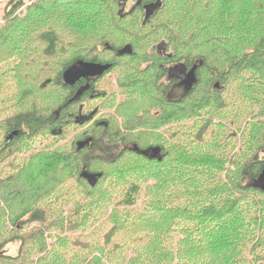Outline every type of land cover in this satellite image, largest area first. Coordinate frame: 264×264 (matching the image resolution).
I'll use <instances>...</instances> for the list:
<instances>
[{"label": "rangeland", "instance_id": "rangeland-1", "mask_svg": "<svg viewBox=\"0 0 264 264\" xmlns=\"http://www.w3.org/2000/svg\"><path fill=\"white\" fill-rule=\"evenodd\" d=\"M9 1L10 0H0V30L4 28L6 23L9 25L5 19L3 20L5 8ZM109 1L112 2L111 8L105 9V12L98 11V21L102 20L103 24L99 25L100 27H96V29L94 26H83L85 23L79 21L78 17H82L83 12H85L84 7L75 6L71 9H67L62 4L53 5L50 0H24V6L20 10H17L16 13V15L20 16V19L15 17V23L9 25L11 31L14 32L15 29V32H17L13 37L17 40V45L21 46L23 45L22 40H27L28 37L32 35L33 32L30 28L33 27V23H37L38 21L48 22L49 13H58L61 15L60 20H67L63 26L59 24L55 25V31L60 37V43H67L70 40L80 42L90 41V43H86L84 46L85 48L79 50V54L86 55L88 53L87 51L99 45L103 37H105L107 42L114 46L124 47L132 44L137 51V58L132 61L126 59L119 60L116 68L111 69L110 72L101 77L99 81H96L95 86L99 96L94 99H85L81 104H76L71 107V111L67 112V114L64 115L65 119L60 122L61 128L58 129L60 130L59 133L52 135L50 131H44L37 135V137L30 141L23 142L20 145L21 150L18 153L24 152V154L27 155L26 158L29 156L36 157V169L38 171L40 170L41 173L47 172L49 169L40 154L59 152L67 154L70 157H67L68 161L64 162L63 165H55V168H53L51 172L37 176V172L32 171V177H27L23 180V190L24 192H30L31 196L26 195L22 199H19L18 196L11 197L10 203L13 207H10L8 212L0 216V231H2L0 242H2L3 237H6V233L12 231L13 226L11 224L15 217L18 216L19 211L26 208L33 209L35 207L47 205V203L53 202L54 197L58 206L52 208L55 210L65 209L64 217L74 211L79 213L80 209L87 211V214L82 216V226L75 228L71 227L69 229L65 226V228L60 229L56 227L57 220H52L53 217L51 216L55 214H53V211H50L48 212V220L45 221L42 226H34V228L36 227L38 230H45V233L42 234L38 242V247H35L33 251L31 249L28 250L27 256L23 259V257L18 254L19 244L8 243L0 250V254L5 255L6 258H14L11 264H65V260H70V258L78 264H94L96 262L95 259H98L102 254H108L110 257L114 256L117 259H128L131 256H135L141 248L147 249V251H151L152 253L155 249L163 248L168 258V260L163 261V264H208L211 261L215 262L213 264H235V259L237 258L238 260L250 258L259 259L262 255L257 254V250L259 248L264 249V226H262L261 229H255L260 231L257 236L255 235V230L252 235L251 232H248L246 233L245 239H237L239 240L238 243L233 245H229V242L227 244L224 243L219 249L213 251V234L209 233L208 229H205L197 221L186 220V222L181 211H179L181 213L180 216L175 218V220L165 216V209L160 208L164 203H167L168 208L171 209L191 207L189 206V201L186 199L188 198L187 195L173 198V195L177 192V188L171 187L168 198L163 200L161 193L153 188L158 178L155 180L154 177L139 176L136 174L133 167L135 164L153 166L156 167V169L153 170L154 172L167 170L171 174L172 166L170 162L173 158V154H171L170 158H167L164 163L159 165L130 157L116 165L109 164V161L101 162L99 158L87 164L89 158L95 157L96 153H94V151L97 149L103 150L105 153L108 152V155H104L102 152L98 151L97 155L100 158H111L120 152L123 144L117 140H111L110 135L118 133L121 137H125L127 141L135 142L141 147L149 144H160L163 145L166 150L171 151L173 149L170 147L173 143L177 140L183 141L182 139L188 138L191 133H195L201 127V123L191 116L186 119L188 116H183L182 114L177 116L176 113L173 114L171 109L173 106L164 105L165 108L163 107V102L160 98L162 95L156 90L163 80L161 72L156 68L153 69V67H151L150 70L148 68V66H150V64H148L149 61L147 59H142L146 53L156 52L157 46H166V43L161 40L163 38L161 31L158 30L154 32V29L148 25L144 30H141L143 32L135 35L134 38H137L138 41L133 43L127 36L123 37L121 33H118L120 27H117L116 31L111 27V25L117 24V13L121 11L119 4H122L123 1ZM125 2L126 6L122 8V12L128 13L136 4V0ZM243 4L248 5V0H232V4L225 2L220 3L215 13L223 17L226 15H235L237 14V6ZM27 8L32 12L25 14ZM97 8L98 6H93L86 15L93 14V11ZM77 12L78 14L75 16L74 14ZM96 17L97 14L92 19ZM157 18L159 22H162L166 19V15L161 12L158 14ZM108 19L112 20L110 26H108L110 24L108 23ZM141 21L142 11L141 13L137 11L126 19V25L121 29L124 32H127L128 29L134 30L140 26ZM26 25H28V27L24 28L23 26ZM232 32L233 31L229 29H221L219 34L222 36H230ZM106 33L110 34L106 35ZM71 37L75 38L73 39ZM142 38L144 39L141 40ZM203 40V38H199L191 41L182 53L184 57H201V55L208 57L209 66L212 68L216 65L218 68L217 72L229 67L231 62L234 63L237 61L235 48L241 47L244 44L242 41L229 42V46L227 50L224 51V55L221 54L218 57L223 61L221 65L219 61L214 64V59L209 57L211 56L210 49L212 46L203 42ZM168 45L166 48H168ZM169 49V52H172V49ZM229 49H232L231 54H228ZM248 49H250L248 46L244 47V51ZM65 51V56H69L67 55L69 51L67 49ZM39 58L40 56L38 55L34 56L32 58L34 62L32 63L30 59L19 60L14 57L0 64V149L5 141L2 122L20 111L34 109L40 114L50 116L54 113L53 111L55 109L53 108L56 107L64 95V92L59 88L50 86L44 90L46 94L28 95L23 102L22 96L25 92V88H30V91L33 92L35 88H38V86H41L42 83L48 80L55 82L63 66L62 61L50 59L47 64L51 66L53 70L47 72V67L39 63L37 66L41 67L43 70L38 72V68L35 67V65L38 63ZM151 62L150 60V63ZM161 63L162 62L158 61L155 67H158ZM14 66H16V68H14ZM22 68L25 73L24 76L26 75L27 78L23 76V71L21 73ZM11 69H15V71ZM134 69L137 70V73H140V70L149 71L145 75L149 80H152L153 86H151L152 94L150 95V99L147 95H141L138 89H125L124 86H122L124 78L131 75ZM205 74H209V71L206 70ZM20 77L26 79L25 84H27V86L18 87V81H21ZM209 78L208 75H204L203 73L201 77L202 84L199 85L195 94L189 99V103L198 100L206 94L202 87L207 84L209 85ZM250 79L249 72L247 71H239L230 74L228 81L224 82L226 83V90L220 95H215L218 98L210 96V105H214L221 100L222 105L225 107L220 110V113L212 115L214 125L210 128L208 136L204 137V143L200 147H198V145L194 146V152H196L199 157H225V171L228 172L227 177L230 181L234 178H238L240 167L243 165L244 161L256 151L255 147L258 144V140L253 145L249 144V139L252 138L249 134V120L251 116L255 122L259 117L261 120L264 119L261 117L264 116V96H262L261 104L253 106L249 105V99H247V102H245L243 98L239 100L240 85L244 86ZM242 80L244 82H242ZM251 96L253 98L256 97L255 94ZM162 99L170 103L165 95H163ZM95 109H97V115L91 122L82 124V120H80L78 121L80 125L75 124V118L80 117V115L86 116ZM209 109L213 108L210 107ZM217 109H219V107H217ZM156 116H160L159 120L166 117L164 124L150 126V124L144 125L141 123H148L151 120L144 121V119ZM203 119L209 120L208 116ZM95 120L107 121L109 123L108 128H98L94 124ZM136 124L139 126L138 128H134ZM86 136H92L99 141L92 155L89 151L75 154V144ZM228 137H232V139L228 140ZM205 143H207V145H205ZM249 150H254V152L249 153ZM18 153L13 154L10 160L15 166L18 165V167H21L26 163L20 159L22 157L21 153ZM83 155H86L85 159H82ZM10 160H6L0 165V172L3 173L4 177L12 176L10 170L5 167L10 163ZM121 164H124L123 166H125V164H132L128 169H125L124 176L115 172V169ZM168 164L169 168L166 167ZM82 171H87L89 174L94 175L96 174L91 172L103 173L105 176L96 188L91 189L92 187L90 184L85 179L79 177ZM217 172L222 173V176L224 174L218 169ZM52 178L64 181V183L57 189L56 193L52 192V194L46 196L45 198L47 199H39L43 191L51 185ZM208 180V178H205L195 190H199V193L208 191L210 188L207 186L210 184L209 182L207 183ZM247 181H242V186H244ZM135 182L139 185V189H133L132 192H130L131 190L129 191L130 194L136 195L135 204L133 207L127 208L122 205L123 195L126 191L125 186ZM8 192L13 194V190L10 186L8 187ZM256 196L257 199L262 198L258 195ZM195 202L198 209L192 208H194V211H200L206 208L208 203L210 205L215 201H211L210 199L204 200L199 197ZM198 203H200V205H197ZM149 204L151 207L145 209ZM241 205L244 209L248 210L249 200L244 199ZM72 206L75 208L73 209ZM114 211H121L127 214L136 213L132 220L136 226L133 223H129L127 229L125 231L122 230L120 240L123 241V244L125 243L124 250H122L123 253L98 251L94 254L91 248L87 249L88 246L86 242L91 240L92 235H95L99 242L105 240L112 229L114 220L110 216ZM248 214L249 220L252 219L251 217L258 216V220L261 221L263 216V213L260 211L248 212ZM185 217L188 218L186 215ZM117 218L123 219L124 214L119 215ZM21 226H23V221L17 222L16 229L20 230ZM190 226L192 229L191 234ZM22 232L25 231L23 230ZM261 232H263L262 235ZM219 233L221 234L222 232ZM63 238L68 239L67 241L70 243L67 244L65 248H61L62 243L65 242L62 240ZM120 240H112L111 245L118 243ZM72 242H74V245ZM54 246L55 253L60 257L58 259L59 262L54 259L53 252L50 251ZM191 251H195L196 254H191ZM208 252L212 253L208 254ZM0 264L10 263L2 261ZM140 264H142V262Z\"/></svg>", "mask_w": 264, "mask_h": 264}, {"label": "trees", "instance_id": "trees-1", "mask_svg": "<svg viewBox=\"0 0 264 264\" xmlns=\"http://www.w3.org/2000/svg\"><path fill=\"white\" fill-rule=\"evenodd\" d=\"M50 1L53 5L62 4L67 9H71L75 6L84 7L86 13L83 12L82 17H78V19L79 21H83L85 23L83 26H94L95 29L96 27H100L99 25L103 24L102 20L98 21V11L105 12V9L111 8L112 3L109 0ZM122 1V4H119L121 11H118L117 13V24L111 25L112 20L108 19V23H110L108 26L111 25L112 29L115 31L117 27H120L118 33H121L123 37L127 36L133 43H136L138 39L134 38L135 35L143 32L141 30H144L148 25H150L154 29V32L158 30L161 31V35L163 36L161 40L166 43V46L169 42L168 48H166V54H168L169 57L174 59V61L185 63L190 68L189 70L196 67L195 77L197 82L193 85V88L185 96H183V100L181 99L182 101L177 103H169L165 100L163 101L162 97L165 95V92L159 87H157L156 90L162 95L160 98L163 102V107L164 105L173 106L171 107L173 114L176 113L177 116H180L181 114L183 116H188L186 119L191 116L193 119L201 123V127L195 133H191L188 138L182 139L183 141L177 140L173 143L170 147L173 149L171 151L166 150L163 145L160 144H149L141 147L135 142L127 141L125 137L123 138L117 133L115 135H110V139L121 142L123 146H121L120 152L114 157H98V151L102 152L104 155H108V152L105 153L100 149L94 151L99 141L92 136H86L75 144V154L89 151L92 155V152L94 151V153H96L95 157L89 158V160H87V164H89L90 161H96L99 158L101 162L109 161V164L111 165H116L117 163L119 164L121 161L129 159L128 157L159 165L164 163L166 159H169L171 154H173V158L170 162V165L172 166L171 174L167 170L154 172L153 170L156 169V167L141 164H135L133 169L139 176L154 177L155 180L158 178V181L154 184L153 188L161 193L163 200L168 198L171 187L177 188V192H174L175 194L173 195V198H179V196L187 195L188 198L186 199L189 201V206L191 207L171 209L168 208L167 203L161 205L160 208L165 209V216L169 219L173 218L175 220V218L180 216L181 213L179 211H181L184 215L185 221H197L205 229H208L209 233L213 234V251L219 249L224 243L227 244L229 242V245L236 244L239 241L237 240L238 238L245 239L246 233L251 232L252 235L255 229H261L262 226H264V192L252 186V184L264 172V119L261 120L259 117L255 122L251 116L249 120V134L252 138L249 139V144L253 145L258 140V144L255 147L256 151L244 161L243 165L240 167L238 178H234L231 181L227 177L228 172L225 171V157H199L198 154L194 152V146L198 145V147H200L204 143V137L208 136L210 128L214 125L212 115L220 113V110L225 107L222 105L221 100L214 105H210L209 98L210 96L218 98L215 95H220L226 90V83L224 82L228 81L230 74H234L239 71L249 72L251 79L244 86L240 85L239 87V100L243 98L245 102H247V99H249V105L251 106L261 104L262 96H264V0H248V5L243 4L237 6V14L226 15L224 17L216 15L215 12L217 6L218 4L224 2L232 4V0H139V4H136L128 13L122 12L123 3L127 0ZM154 5H158V7L154 11L153 15L145 21V7ZM23 6L24 0H10L6 5L3 20L5 19L9 25L14 24L15 17L20 19V16L16 15L17 10H20ZM93 6H98V8L93 11V14L86 15ZM137 11L140 13L142 11V21L140 26L134 30L128 29L127 32H124L121 28L125 27L126 19L131 17V15ZM31 12L32 11L27 8L25 14ZM161 12L165 13L166 19L159 22L157 17ZM77 14L78 12L74 15L77 16ZM96 14L97 17L92 19ZM60 18V14L52 12L48 14V22L38 21L37 23H33V27L30 28L33 32L32 35H30L27 40H22L23 45L21 46L17 45V40L13 37L14 34H17L14 28V32L11 31L9 25L6 23L4 28L0 30V64L9 61L14 57L19 60L30 59V62L33 63L34 60L32 58L38 55L40 58L38 63L35 65V67L38 68V72L43 70L41 67L37 66L39 63L47 67V72H51L53 69L47 64L50 59H57L63 62V66L58 73L56 81L54 82L48 80L42 83L41 86H38V88H35L33 92L30 91V88H25V92L22 96L23 102L28 95L46 94V91L44 90L50 86H55L64 92V95L59 103L53 108L55 109L53 111L54 113L50 116L40 114L34 109L20 111L6 121L2 122L5 141L0 149V165L6 160H10V157L13 154L18 153L21 150L20 145L23 142L30 141L44 131H50L52 135L59 133L60 130L58 129L61 128L60 122L65 119L64 115L71 111L70 108L76 104H81L83 100L90 98L88 90H92V83L90 85L89 82H87V84L82 83V85L76 84L72 87L65 86L63 84L62 74L72 63L82 60L102 65L108 64L110 65V69L105 73L107 74L111 69L118 66L119 60L126 59L132 61L137 58V51L132 44L130 45L132 48V54L130 56L125 55L118 57L117 51L121 49L122 46H114L110 44L107 42L105 37H103L99 45H96L92 50L90 49L87 51L88 53L86 55L79 54V50L85 48L84 46L86 43L88 44L90 41L80 42L70 40L67 43H60V37L55 31V25L59 24L63 26L67 21L66 19L60 20ZM23 27L27 28L28 25ZM221 29H229L233 32L230 36H222L219 34ZM109 34L110 33H106V35ZM71 38L74 39L75 37ZM199 38H203V42L212 46L210 49L211 56L209 57L214 59V64L219 61L221 65L223 64V61L218 57L221 54L224 55V51L227 50L229 42L242 41L244 44L241 47L235 48L237 61L234 63L231 62L229 67H226V69L223 70L219 69L220 72H217L218 68L216 65L212 68L209 66L207 60L208 57L203 55H201V57H184L182 52L186 49V46L189 45L191 41ZM143 39L144 38L141 40ZM245 46H248L250 49L244 51ZM169 48L172 49V52H169ZM66 49L69 51L67 52V55L69 56H65ZM232 49L228 50V54H231ZM157 54L158 53L155 52L146 53L142 59H147L149 61L148 64H150V60L152 61V59L161 58ZM155 66L156 64H153L154 68ZM151 67L152 66L150 64L148 68L151 70ZM14 68H16V66H14ZM11 70L15 71V69ZM206 70L209 71V74H205ZM22 71L23 68L21 69V73ZM140 71V73H137V70H132V74L124 78L122 86H124L125 89H138L141 95H147L150 99V95L152 94L151 86H153L152 80H149V78L145 75L149 71ZM203 73L204 75H208V77H210L209 85L207 84L202 87L204 89V93L206 94L198 100L189 103V99L195 94L199 85L202 84L201 77ZM24 74L25 73L23 71V76ZM105 74H103V76ZM24 77L27 78L26 75ZM24 77H20L22 82L17 80L19 82L18 87L27 86V84H25L26 79ZM242 82L244 81L242 80ZM252 94H255L256 97L253 98L251 96ZM210 107L213 109H209ZM217 107H219V109H217ZM96 115L97 109L93 110L86 116L80 115V117L75 118V124L80 125L78 122L80 120H82V124L91 122ZM206 116H208L209 120L203 119ZM159 117L160 116L144 119V121H151L148 123H141L144 125L150 124V126L164 124L166 117H163L161 120H159ZM261 117L264 118V116ZM99 123L106 124V127H102L103 129H107L109 126L107 121L95 120L94 122L95 126L98 128L100 127L98 125ZM138 127L139 126L137 124L134 126V128ZM14 133H16V135H13ZM88 139H91L89 144L85 145L81 149H78V145ZM230 139H232V137H228V140ZM205 145H207V143H205ZM152 150H157L156 157H151ZM251 152H254V150H249V153ZM20 153L22 155L20 159L25 161V165L18 167V165L15 166L14 163H11L10 160V163L5 167L10 170L12 176H7L8 178L4 177L3 173L0 172V216L8 212L10 207H13L10 203L12 196H18L19 199H22L26 195L31 196L30 192H24L22 183L25 178L32 177V171H36L37 176H41V174L51 172L53 168H55V165H63L64 162L68 161L67 157H70L67 154L59 152L40 154L49 169V171L41 173L40 170L38 171L36 169V157L29 156L26 158L27 155H25L24 152ZM85 157L86 155H83L82 159H85ZM123 165L124 164L118 166L115 169V172L123 175L125 169H128L132 164ZM166 167L169 168V164ZM217 169L222 171L225 175L223 174L222 176V173H218ZM91 173L100 175L97 179V183L91 188L94 189L100 184L105 175L103 173ZM205 178L209 179L207 183L209 182L210 184L207 185L206 183V185L210 188L206 192L199 193V190L195 189ZM242 181H247L244 186H242ZM63 183L64 181L52 178L51 185L43 191L39 199H47L45 198L46 196L52 194V192L56 193L57 189L62 186ZM9 186L13 190V194L8 192ZM133 189H139V185H137L136 182L125 186L126 191L123 195L122 205L127 208H131L135 204L136 195L129 193V191L131 190L130 192H132ZM148 190L150 191L149 188ZM256 195L262 198L257 199ZM199 197L204 200L210 199L215 202L210 205L208 203L206 208H204L205 210L201 209L200 211H194V208L198 209L195 201H197ZM244 199L249 200L248 210L244 209L241 205V202ZM197 205H200V203ZM55 206H58V203L54 197L53 202H49L47 205L35 207L33 209L26 208L19 211L18 216L15 217L11 224L13 226L12 231L6 233V237H3L2 242H0V250L8 243H18V254L24 259L27 256L28 250L31 249L33 251L35 247L39 246L38 242L40 241L42 234L45 233V230H38V228H34V226H42V224L48 220V212L50 211H53V214H55L51 217H53L52 220H57L56 227L60 229L65 228V226L67 229L82 226V216L87 214L86 210L80 209L79 213L74 211L64 217L66 210L62 207L61 210H55L52 208ZM150 207L151 206L149 204V206L145 207V209ZM72 208L74 209L75 207L72 206ZM257 211L263 213L261 221L258 220V216L251 217L252 219L249 220L248 212ZM121 214H124V218L118 219L117 217ZM135 214L136 213L127 214L121 211H114L110 216L114 220L110 233H108L103 242H99L98 238H96L95 235H92L91 240L86 242V245L88 246L87 249L91 248L94 254L98 251L123 253L122 250H124L125 243L123 244V241L120 240V235L122 230L125 231L127 229L129 223H133L136 226V224L132 221ZM185 215L188 218H186ZM19 221H23V226H21L20 230H17L16 224ZM23 230L26 233L22 232ZM219 232L222 233L220 234ZM259 232L260 231L255 230V235L257 236ZM263 232H261V235ZM191 233L192 229L190 226V234ZM1 234L2 231H0V235ZM114 239L120 241L116 244L112 243L113 245H111V242ZM62 240L65 242L62 243L61 248H65L67 244H70L67 241L68 239L63 238ZM72 244L74 245V242H72ZM129 244L134 247L131 243ZM54 249L55 246L50 251L53 252L52 254L54 259L59 262L58 259L60 257H58L55 253ZM212 252H208V254ZM191 254L195 255L196 252L191 251ZM257 254H261L262 257L259 259L250 258L245 260H238L237 258L235 259V264H264V249L259 248L257 250ZM13 260L14 258H6L5 255L0 254V263H2V261H7L11 264ZM164 260H168V258L163 248L155 249L153 250V253L151 251H147V249L145 250L141 248L135 256H131L128 259H117L114 256L110 257L108 254H102L98 257V259H95L96 262L94 264H140L141 262L142 264H163ZM70 263L78 264L76 261H73L72 258H70V260H65V264ZM213 263L215 262L211 261L208 264Z\"/></svg>", "mask_w": 264, "mask_h": 264}, {"label": "water", "instance_id": "water-1", "mask_svg": "<svg viewBox=\"0 0 264 264\" xmlns=\"http://www.w3.org/2000/svg\"><path fill=\"white\" fill-rule=\"evenodd\" d=\"M158 5L154 6H147L145 7V21L153 15L154 11ZM132 54V48L130 45H126L117 51V56H130ZM110 65H102L96 64L91 62H85L82 60L75 61L72 63L62 74V82L65 86H75L80 80L91 79L95 80L103 76L107 71H109ZM195 69L193 67L187 75L180 77L181 86H184L185 92L183 96H185L192 88L193 85L196 84V77H195ZM100 127H106L105 123H99ZM13 135H16L14 133ZM91 139L86 140L85 142L80 143L78 145V149L83 148L85 145H88ZM157 150H152L151 157H156ZM85 169V168H84ZM83 169V170H84ZM81 178L85 179L91 187H93L97 183V179L100 177L99 174H89L87 171H82ZM253 187L260 189L264 192V172L259 176V178L252 184Z\"/></svg>", "mask_w": 264, "mask_h": 264}, {"label": "flooded vegetation", "instance_id": "flooded-vegetation-1", "mask_svg": "<svg viewBox=\"0 0 264 264\" xmlns=\"http://www.w3.org/2000/svg\"><path fill=\"white\" fill-rule=\"evenodd\" d=\"M129 1V0H127ZM136 4H139V0H136ZM135 4V5H136ZM134 5V6H135ZM126 6V2L123 3V7ZM158 53L160 59H152L151 65L156 64L158 61L162 62L158 67H155L161 72V75L163 77V80L160 82V89L165 92V97L170 102H179L183 99V94L185 92L184 86H181L180 77L187 75L189 73V67L183 63V62H177L174 61L171 57H169L166 51V46L156 47V52ZM153 67V66H152ZM154 68V67H153ZM103 77V76H101ZM100 77V78H101ZM91 80V79H85L80 80L77 85H82V83L89 82V85L92 83V90H88V94L90 98H95L99 96V93L97 92V88L95 86L96 81H99V79ZM75 84V85H76ZM166 88V89H165ZM163 92V93H164ZM182 99V100H181Z\"/></svg>", "mask_w": 264, "mask_h": 264}]
</instances>
